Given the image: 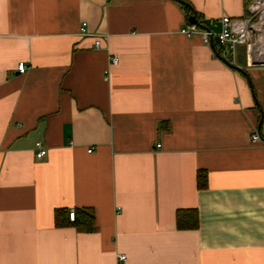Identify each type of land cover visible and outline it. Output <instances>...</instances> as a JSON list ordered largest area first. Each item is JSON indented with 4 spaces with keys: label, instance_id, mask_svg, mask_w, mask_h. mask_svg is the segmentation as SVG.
Returning <instances> with one entry per match:
<instances>
[{
    "label": "crops",
    "instance_id": "0c3cea01",
    "mask_svg": "<svg viewBox=\"0 0 264 264\" xmlns=\"http://www.w3.org/2000/svg\"><path fill=\"white\" fill-rule=\"evenodd\" d=\"M184 1L213 33L250 2ZM190 23L178 0H0V264H264V65Z\"/></svg>",
    "mask_w": 264,
    "mask_h": 264
},
{
    "label": "built area",
    "instance_id": "2783aa9c",
    "mask_svg": "<svg viewBox=\"0 0 264 264\" xmlns=\"http://www.w3.org/2000/svg\"><path fill=\"white\" fill-rule=\"evenodd\" d=\"M248 13L243 17H222V27L219 33H213L198 26L197 24H188L182 29V33L191 37L196 34H201L204 43H210L212 36H219L220 38V53L229 61L234 60L237 46H246L248 61L255 65H264V0H250L248 2ZM88 22H84L80 29L82 36H93L96 38L95 45L101 48L103 45L104 36L93 33L88 29ZM119 58L114 56L111 59V64H118ZM20 72L27 71L25 62L18 64ZM253 140L259 141L260 135L255 131L253 133ZM160 146V145H158ZM47 154V149L43 141L36 143V155L38 158H44ZM70 212V219L75 220L76 212ZM121 262L127 260V255L119 256Z\"/></svg>",
    "mask_w": 264,
    "mask_h": 264
},
{
    "label": "trees",
    "instance_id": "16d2710c",
    "mask_svg": "<svg viewBox=\"0 0 264 264\" xmlns=\"http://www.w3.org/2000/svg\"><path fill=\"white\" fill-rule=\"evenodd\" d=\"M186 2V1H185ZM186 12L188 13V16L191 14H194L197 12L194 10L192 4H189L186 2V4H183ZM197 18L200 20L201 23H204L201 19V16L197 14ZM198 180H199V186L205 187L207 184V174L205 172H199L198 173ZM80 212L83 213V215H77L74 221H70L68 216L63 217L62 220V212L56 211V224L66 226V225H72L74 227H77L78 229H82L85 231H95V215L92 212H86V210H81ZM70 217V212L68 213ZM68 218V219H67ZM177 224L179 228H195L198 225V216H197V210L194 209H181L177 213Z\"/></svg>",
    "mask_w": 264,
    "mask_h": 264
},
{
    "label": "water",
    "instance_id": "95a60500",
    "mask_svg": "<svg viewBox=\"0 0 264 264\" xmlns=\"http://www.w3.org/2000/svg\"><path fill=\"white\" fill-rule=\"evenodd\" d=\"M179 2L183 3V4H186V2L184 0H178ZM189 19H190V22L192 24H197L198 26H200L201 28L203 29H206V30H210L209 27H207L206 25L204 26L200 20L197 18V14L194 13V14H191L189 16ZM210 44L212 47H214V50L216 51V53L218 54L219 58L222 59L224 62H226L227 64H229L230 66H232L233 68H237L239 69L240 71H243V69L238 66L236 63L234 64L233 62L229 61L227 58H225L221 53H219L217 51V47H216V44H220V38L219 36H212L211 37V41H210Z\"/></svg>",
    "mask_w": 264,
    "mask_h": 264
}]
</instances>
